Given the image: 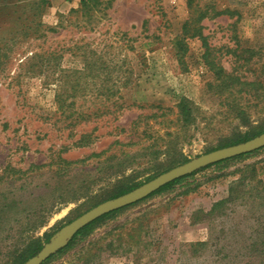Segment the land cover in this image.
<instances>
[{
  "label": "rangeland",
  "instance_id": "obj_1",
  "mask_svg": "<svg viewBox=\"0 0 264 264\" xmlns=\"http://www.w3.org/2000/svg\"><path fill=\"white\" fill-rule=\"evenodd\" d=\"M201 2L233 14L181 54L187 0H0V264L264 120L208 66L264 84V0ZM127 207L48 264H264V148Z\"/></svg>",
  "mask_w": 264,
  "mask_h": 264
},
{
  "label": "trees",
  "instance_id": "obj_2",
  "mask_svg": "<svg viewBox=\"0 0 264 264\" xmlns=\"http://www.w3.org/2000/svg\"><path fill=\"white\" fill-rule=\"evenodd\" d=\"M187 5L192 14L190 18L186 21V23L183 25L182 35L176 38L174 41L176 48L180 50L181 54H184L187 51L186 39H191L195 37L202 39V27H198V24H200L204 20L209 19L211 17H216L220 15H225V14H228L231 16L233 14L231 11H228V10H218L214 5H210L207 3L202 5L201 0H187ZM208 66H210V70L215 75L216 82H217V88L220 89L222 92L225 93L228 90L234 89L236 86L237 94H247L248 95L249 93H251L253 98L257 101L258 105L259 104L264 105V84L263 82H261L260 80H254L251 82L242 81L239 77H234L233 75L227 74L222 67L216 66L214 63H209ZM262 73L264 74V69ZM176 109H177V119L179 122L183 123L184 126L191 125L195 122V116L193 113V104L189 100L181 99L180 102L177 104ZM235 114H236V118L239 119L242 124H246L248 129L245 131V133L238 135L235 139H232V141L229 144H225L223 147L246 143L249 140L259 137L260 135L264 133V120H262L256 125H252L249 122V117L244 109L236 108ZM115 144L122 145L121 143H118V142H116ZM257 152H259V150L245 154V155H241V156H238V157L226 160V161H222V162L216 163L211 166H219L221 164H227L232 161H241L242 159L249 157ZM105 153L106 151L100 154H92L91 158H100ZM60 163H65L66 165L72 164V163L65 161L64 159H60ZM211 166H208L206 168H209ZM197 172L191 175H187L183 178L177 179L176 181L165 185L160 190L153 193L151 196L163 193L165 191H168L174 188L176 185H179L183 183L185 180L193 177ZM130 179L131 178L128 177L122 181H119L114 186L115 190L117 191V194L110 197L109 199L122 196V195L128 194L131 191H133L136 188V186L127 185L126 183ZM214 207H217V205H215ZM126 208L128 207L108 213L102 216L101 218H99L98 220L94 221L93 223L89 224L87 227L79 231L64 248L60 249L58 252L52 255L43 264H48L52 259L60 258L63 255L67 254L69 251L75 248L76 241L78 238H81V237L86 238L89 234H91V232L93 231L97 223L115 217L117 214H119L122 210H125ZM52 231L53 233L45 234L43 241L42 240L34 241L28 249L24 250L17 257L15 264H25L28 260L36 256L43 249L44 245L50 244L51 239L60 231V229H57L56 227H54Z\"/></svg>",
  "mask_w": 264,
  "mask_h": 264
},
{
  "label": "water",
  "instance_id": "obj_3",
  "mask_svg": "<svg viewBox=\"0 0 264 264\" xmlns=\"http://www.w3.org/2000/svg\"><path fill=\"white\" fill-rule=\"evenodd\" d=\"M264 148V134L256 137L246 143L238 144L228 148L220 149L201 157L196 158L186 164L176 167L152 181L142 185L137 190L130 192L114 201H108L98 205L87 213L77 218L71 226L65 230L59 231L52 239L50 244H47L43 249L33 258H31L26 264H43L52 255L64 248L73 237L89 224L98 220L102 216L122 209L124 207L133 205L145 197L152 195L160 190L165 185L183 178L187 175H191L201 169L216 163L226 161L241 155H245L259 149ZM68 234L66 235V232Z\"/></svg>",
  "mask_w": 264,
  "mask_h": 264
}]
</instances>
